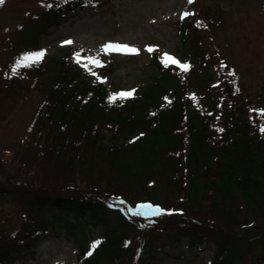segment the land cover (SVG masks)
Wrapping results in <instances>:
<instances>
[{
  "label": "trees",
  "instance_id": "obj_1",
  "mask_svg": "<svg viewBox=\"0 0 264 264\" xmlns=\"http://www.w3.org/2000/svg\"><path fill=\"white\" fill-rule=\"evenodd\" d=\"M91 4V0H62L43 10L34 20L37 45L39 33L57 28L62 17ZM185 32L184 23L180 30L183 40ZM180 53V63L190 65L189 71L183 72L171 63L165 67L162 57L155 56L153 71L143 85L137 87L131 98L114 103L109 102V97L117 93L106 90L95 67L89 65L90 73L64 55L43 57L39 64L25 67L26 73L19 68L12 74L13 80L20 81V76L33 72L40 81L52 71L41 103L43 112L35 128L37 140L46 136L47 142L53 136L57 156L67 149L76 153L77 161H90L95 152L93 155L98 156L104 169L98 174L100 178L110 174L109 182L115 180L105 188L97 182L82 181L92 189L74 195L43 192L13 182L0 185V197L11 198L25 215L33 213L48 222L46 226L34 227L35 236L29 231L28 239L0 243V264L18 253L27 255L54 220L71 227L70 237L78 242L85 240L79 245V264H155L149 240L135 245L124 236L115 237L111 227L114 221L124 227L131 223L141 228L154 224L158 230L161 226L164 238H169L173 246L186 240L193 250L211 242L215 251L210 264L223 260V264H239L241 261L232 249L234 240L254 226L253 219H245L244 229H240L236 220L250 212L256 215V222L257 217L262 220L255 231L264 248V134L259 130L264 126V102L251 104L239 82V73L216 47L209 54L210 62L204 71L197 68V56L184 45ZM229 72L235 75L230 76ZM35 150L42 151L40 144ZM116 181L128 183L132 190L124 193L117 188ZM198 186L203 187L208 204L204 221L209 220V228L201 227L198 220H187L186 216L191 214L185 213L180 204ZM134 194L143 199L136 201L158 204L173 214L132 215L108 204L109 197L131 202L127 195L136 197ZM165 194L182 198L175 202L159 198ZM84 226L100 228L101 233L89 231L78 236V229ZM162 235L158 233L160 242ZM96 240L102 243L91 257L86 256ZM126 242L130 243L125 246ZM159 250L165 249L156 248V253Z\"/></svg>",
  "mask_w": 264,
  "mask_h": 264
},
{
  "label": "rangeland",
  "instance_id": "obj_2",
  "mask_svg": "<svg viewBox=\"0 0 264 264\" xmlns=\"http://www.w3.org/2000/svg\"><path fill=\"white\" fill-rule=\"evenodd\" d=\"M61 1L5 0L0 5L2 186L13 182L35 190L42 189L43 192L74 195L89 193L92 189L82 181L97 182L105 188L115 180L113 178L109 182L112 177L110 174L100 178L98 174L104 169L98 156L93 155L95 152H92L90 161H77L74 156L76 153L67 149L63 151L64 154L57 156L53 136L47 142L46 136L37 140L35 128L43 112L41 103L52 71L44 74V79L41 78L40 81L33 72L29 76H20V81L13 80L11 68L22 54L43 50L45 59L64 55L68 61L78 66L87 63L90 56L98 58L103 64L102 67H95L100 72V80L110 94H118L134 92L143 85L153 71L152 59L155 56L163 58L167 53L180 62V49L184 45L188 52L197 56V68L204 71L206 64L210 62L209 54L216 47L226 62L239 73V82L244 86L251 104L264 102V0H194L192 4L187 0H91L92 4L85 10L62 17L57 28L52 27L46 33H39L37 45L35 17L49 8V5L52 7ZM184 12L194 15L181 20L180 16ZM198 21L202 22L200 27L196 26ZM183 22L187 30L184 40L180 35ZM66 41L72 43L67 44ZM109 43L126 44L138 49L139 54L113 52L105 55L101 49ZM147 47L157 50L149 54L145 50ZM77 53L80 54L81 64L75 62ZM20 70L27 72L25 67ZM38 144L42 151L35 150ZM41 155L43 157H39ZM115 185L127 194L132 190L128 183L116 181ZM202 188L198 186L191 191V200L187 196L171 197L168 194L158 197L162 200L169 199L170 202L185 199L180 204L185 213L191 214L186 219L198 220L201 227L209 228V220L204 221L208 204L204 201ZM194 192L199 194L194 195ZM134 195L136 197L127 195L132 203L120 197H109L108 204L129 210L130 206L145 203L136 201L143 199ZM118 200H123L124 203L119 204ZM250 218L253 219L251 225L254 227L236 238L232 249H235L234 253L241 261L239 264H264V248L256 238L255 231L256 224L262 220L257 217L256 222V215L245 212L241 219L236 220L239 223L236 227L244 229L242 227L245 222L242 220ZM54 219L50 218V221ZM29 221L35 225L31 226ZM41 224L46 226L48 222L44 223L33 213L25 215L24 210L14 204L11 198L0 197V243L7 244L11 239H28L29 231L35 236L37 225ZM52 224L56 227H50ZM60 224L62 222L51 221L44 235L27 255L18 253L12 260H4L1 264H79V245L85 243V240L78 242L70 237L68 232L71 227ZM111 227L115 237L124 236L135 245L149 240L148 244L151 246L148 248L156 258L155 264H210L215 251V245L211 242L202 243L193 250L188 248L186 240L180 246H173L169 238H164L165 231L162 228L160 230L161 226L156 230L154 224L141 228L131 223L124 227L114 221ZM89 231H94L95 235L101 233L100 228L84 226L78 229L77 234L79 236ZM158 233L163 234L161 242L157 240ZM248 245L251 247L249 252ZM156 248L165 250L156 253ZM224 261L216 264H223Z\"/></svg>",
  "mask_w": 264,
  "mask_h": 264
},
{
  "label": "snow or ice",
  "instance_id": "obj_3",
  "mask_svg": "<svg viewBox=\"0 0 264 264\" xmlns=\"http://www.w3.org/2000/svg\"><path fill=\"white\" fill-rule=\"evenodd\" d=\"M187 2L189 4H192L194 2V0H187ZM4 3H5V0H0V5H3ZM48 7H51V6L49 5ZM191 15H194V13L184 12L181 14L180 19L184 20ZM201 24H202V22L198 21L196 26L200 27ZM65 43L70 44L72 42L66 41ZM145 50L149 54H151L152 52L156 51L157 49H155L153 47H147ZM101 51L105 55H110L113 52L124 54V55H138L139 54L138 49H136L134 47H130L126 44L122 45V44H118V43L106 44L103 46ZM44 56H45V51H43V50L22 55L20 58H18L15 61L14 66L11 68L12 74L15 75L17 73V70L21 67H31V66H35V65L39 64L43 60ZM74 59H75V62L77 64H81V59H80L79 53L76 54ZM161 62L163 63V65L165 67H167L170 63L175 64L183 72H187L190 70V65H188L187 63H180L178 60H176L174 57L170 56L167 53L164 54ZM89 65H91L93 67H102L103 66L102 62L98 58L91 57V56L87 58V63L81 65L82 67H84L86 70H88L91 73V68H89ZM222 66L226 67V65H222ZM92 74H94V73H92ZM228 75L234 76L235 73L229 72ZM237 91H238V89H237ZM132 95H133V92H120L118 94H114L111 97H109V102L114 103L116 100H126V99L131 98ZM165 99H167V98H165ZM261 114L264 115V112H262ZM259 130L262 134H264V126H261ZM220 131H223V130L221 129ZM117 202L119 204L124 203L123 200H118ZM111 206H113V205H110V207ZM165 214L171 215L173 213L171 211H166V210L162 209L160 206H154L150 203H140V204L136 205L135 211L132 212V215H141V216H161V215H165ZM101 243H102L101 240L93 241L90 244V250L86 253V256L91 257L93 255V252L99 247V245ZM128 243H130V242H126L125 246H127Z\"/></svg>",
  "mask_w": 264,
  "mask_h": 264
}]
</instances>
